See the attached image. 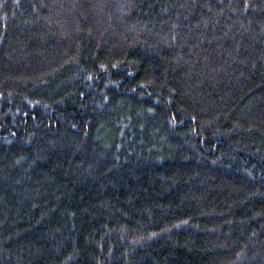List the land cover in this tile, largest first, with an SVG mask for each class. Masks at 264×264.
<instances>
[{"label": "trees", "instance_id": "trees-1", "mask_svg": "<svg viewBox=\"0 0 264 264\" xmlns=\"http://www.w3.org/2000/svg\"><path fill=\"white\" fill-rule=\"evenodd\" d=\"M0 264H264V0H0Z\"/></svg>", "mask_w": 264, "mask_h": 264}]
</instances>
